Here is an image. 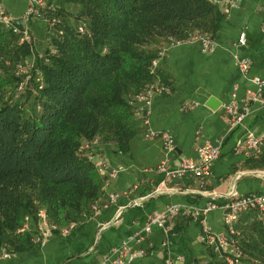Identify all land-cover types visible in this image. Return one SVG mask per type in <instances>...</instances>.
Here are the masks:
<instances>
[{"label":"trees","instance_id":"1","mask_svg":"<svg viewBox=\"0 0 264 264\" xmlns=\"http://www.w3.org/2000/svg\"><path fill=\"white\" fill-rule=\"evenodd\" d=\"M68 1L79 11L57 7L41 52L0 27V258L34 246L20 229L40 210L59 230L92 216L102 148L129 151L144 130L136 96L170 87L153 61L177 41L213 40L223 18L211 0ZM233 228L244 264H264V213L243 212Z\"/></svg>","mask_w":264,"mask_h":264},{"label":"crops","instance_id":"2","mask_svg":"<svg viewBox=\"0 0 264 264\" xmlns=\"http://www.w3.org/2000/svg\"><path fill=\"white\" fill-rule=\"evenodd\" d=\"M48 1L71 16L80 9L68 0ZM211 1L223 14L212 51L202 52L197 40L173 44L165 50L159 70L170 87L165 93L153 95L140 143L136 140L137 144L133 143L126 153L118 152L114 144L102 148L96 163L106 164V173L115 174L105 177L104 191L92 216L81 217L65 233L58 230L47 241L34 244L23 253L0 258V264H98L126 240H130L132 251L143 250L145 255L125 264H163L166 255L180 258L182 264L219 262L214 250L200 240L201 224L190 216L174 219V235L166 249L160 247L163 235L159 229L143 233L148 216L154 211L171 205L205 206L208 196L187 191H197L199 179L188 176L163 180L156 172L164 160L175 167L182 159H197L196 149L205 142L226 140L210 177L205 179V192L225 196L234 188L238 196L264 194V179L257 175L264 172V167L262 163L254 166L263 161L264 148L248 156L233 152L247 129L264 135V108L252 106L242 126L229 134L222 110L234 89L238 97H243L250 87V78L264 77V0ZM27 4L28 0H0L14 20L23 17ZM27 26L34 48L43 51L48 26L40 19H33ZM241 32L247 38L244 46L238 44ZM237 58L251 62L247 75L240 71ZM204 94L219 102L217 108L206 106ZM146 131L156 135L146 138ZM163 133L174 139L175 150L168 155L159 136ZM111 196L116 198L111 200ZM203 219L211 233L224 231L220 211L209 212Z\"/></svg>","mask_w":264,"mask_h":264},{"label":"built area","instance_id":"3","mask_svg":"<svg viewBox=\"0 0 264 264\" xmlns=\"http://www.w3.org/2000/svg\"><path fill=\"white\" fill-rule=\"evenodd\" d=\"M57 6L48 0H28V4L22 17L24 26L19 27L13 22V19L6 13L0 5V27L5 30H10L13 34L19 36V44H31L32 39L29 34L28 23L33 19H40L49 27L56 26L60 23L59 19L52 17ZM83 28L78 27V31L82 32ZM190 40L201 42L202 52H210L214 47V41L208 35H196L184 41H177L173 44H180ZM247 42L245 32H241L238 37L239 46H244ZM172 44V45H173ZM165 52V50H164ZM164 52L159 54V59L153 61V66H159L160 60L164 56ZM237 63L240 71L247 75L251 68V62L246 58H237ZM24 66H19V71L25 73ZM28 79V76H27ZM250 87L245 90L243 97H238L237 90L234 89L230 95V100L226 103L222 110L228 124V134L235 129L240 128L245 118L251 113L252 106L256 105L264 108V77L254 76L249 79ZM168 91V88L163 85H153L147 88L144 92L136 96L135 106L136 115L143 117V124L146 125V114L151 105L153 95L161 94ZM155 133L150 131L145 132V137L155 136ZM163 141V150L166 155L171 154L175 150L174 139L172 136L163 133L159 135ZM225 139L220 138L214 144L205 142L196 149L197 159L185 158L182 159L175 167H171L167 160L162 161L156 168V172L162 176L163 180H180L185 177L199 179L197 191L188 189L190 193L200 192L209 197V200L202 208L171 205L161 211H154L148 216L146 224L143 227V233H151L153 228H157L163 235V240L160 243L162 249H166L174 235L173 221L177 216H190L192 221L201 224L200 240L208 247L212 248L219 262L224 264H241L242 253L237 243V233L233 228V224L243 212L257 211L264 213V194H249L238 196L232 188L227 195H218L215 193H207L204 191L205 179L209 178L212 173L214 163L219 159L221 149ZM264 148V135H259L251 129H247L241 140L235 145L233 152L248 156L257 154ZM99 172L104 177L110 178L115 174V171L106 173V164H99ZM257 175L264 179V172H258ZM105 179V180H106ZM116 196H111L114 200ZM97 209L93 206V211ZM212 211H220L224 231L222 233H211L203 217ZM74 224H70L67 228L59 230L57 226L48 222L44 211L40 210L36 214V223L33 224L30 218H25L20 229L22 233H30L34 244H40L50 239L58 230L65 233L71 229ZM140 241V238L137 239ZM145 255L143 250L132 251L129 241H123L118 246L113 248L110 253L104 256L98 264H125L129 263L137 257ZM4 258H9V255H3ZM182 260L178 257H170L166 255L163 259V264H182Z\"/></svg>","mask_w":264,"mask_h":264},{"label":"water","instance_id":"4","mask_svg":"<svg viewBox=\"0 0 264 264\" xmlns=\"http://www.w3.org/2000/svg\"><path fill=\"white\" fill-rule=\"evenodd\" d=\"M13 22H14L16 25H18V26H21V27L24 26V23H23L22 18H20V19H16V20L13 19ZM204 96H206V98H207V104H206V106H209V107H211V108H217V104H218L219 102H217V101H216L213 97H211L209 94H204Z\"/></svg>","mask_w":264,"mask_h":264},{"label":"rangeland","instance_id":"5","mask_svg":"<svg viewBox=\"0 0 264 264\" xmlns=\"http://www.w3.org/2000/svg\"><path fill=\"white\" fill-rule=\"evenodd\" d=\"M26 69H27V68H24V70H26ZM229 139H230V138H229ZM137 140H138V141H136L137 143H140V142H141V141H139V137L137 138ZM136 142H135V143H136ZM137 143H136V144H137ZM242 258H243V257H242ZM241 264H244V262H243L242 260H241Z\"/></svg>","mask_w":264,"mask_h":264}]
</instances>
